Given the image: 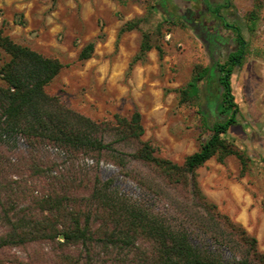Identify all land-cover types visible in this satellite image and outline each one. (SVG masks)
Wrapping results in <instances>:
<instances>
[{
    "label": "trees",
    "instance_id": "obj_1",
    "mask_svg": "<svg viewBox=\"0 0 264 264\" xmlns=\"http://www.w3.org/2000/svg\"><path fill=\"white\" fill-rule=\"evenodd\" d=\"M136 27L126 23L120 33ZM235 36L237 46L223 64L199 69L178 91L179 103L185 104L199 98L202 84L205 90L217 84L215 106L209 112L217 118L206 117L205 122L209 139L177 165L157 158L152 145L141 140L139 113L130 118L115 115L112 122L92 121L48 95L45 88L62 65L14 44L0 32V50L8 56L0 66V194L9 204L6 208L1 204L5 230L0 252L39 245L48 249L53 264H264L255 237L218 214L196 182V170L215 156L219 163L235 156L244 165L243 156L224 138L236 124L238 106L230 80L242 66L246 48L238 31ZM151 48V39L144 34L132 64L143 60ZM92 50V43L86 45L78 59L88 60ZM157 51L161 57L162 50ZM17 140L28 148L18 168L28 174V185L4 180L15 166L2 151L13 150ZM101 163L131 177L154 197L152 203L126 197L111 180L102 181ZM131 163L146 167L164 188L148 177L128 173ZM172 194H181V201ZM160 204L162 211H156ZM191 237L201 240V246H194ZM222 249L229 259H224Z\"/></svg>",
    "mask_w": 264,
    "mask_h": 264
},
{
    "label": "rangeland",
    "instance_id": "obj_2",
    "mask_svg": "<svg viewBox=\"0 0 264 264\" xmlns=\"http://www.w3.org/2000/svg\"><path fill=\"white\" fill-rule=\"evenodd\" d=\"M186 1L201 6L205 32L230 40L238 31L246 43L242 66L230 80L238 106L236 124L224 136L243 156L244 165L235 156L223 163L215 156L196 170V182L217 213L255 237L258 251L264 254V0H0V32L14 44L62 65L45 88L48 95L92 121L112 122L115 115L130 118L139 113L144 130L141 140L152 145L157 158L182 165L209 139L205 122L206 117L217 118L209 113L215 106L217 84L211 82L207 90L202 84L199 98L185 104L179 103L178 91L196 71L223 64L234 52L228 49L229 41L220 42L224 53L219 50L212 56L204 49L198 35L180 18ZM227 1L230 8H226ZM129 22L137 27L120 33ZM144 34L152 48L143 60L132 64ZM90 43V58L80 61V52ZM7 60L0 50V66ZM27 150L17 140L13 150L2 151L15 166L5 173L6 182L28 185V174L18 169ZM127 170L164 188L155 174L138 163H131ZM98 176L111 180L126 197L150 200L149 204L154 199L109 163L99 165ZM2 195L0 217L1 204H5ZM172 197L181 201V194ZM162 208L155 205L156 211ZM4 230L0 220V235ZM190 242L201 246L198 238L191 237ZM205 244L212 248L209 240ZM222 254L230 258L226 249ZM51 257L39 245L8 247L0 252V264H53Z\"/></svg>",
    "mask_w": 264,
    "mask_h": 264
},
{
    "label": "flooded vegetation",
    "instance_id": "obj_3",
    "mask_svg": "<svg viewBox=\"0 0 264 264\" xmlns=\"http://www.w3.org/2000/svg\"><path fill=\"white\" fill-rule=\"evenodd\" d=\"M186 3H188V6L184 8L183 12L180 15V18H182L189 25V27L192 28V31L198 35V38L202 42L203 47L207 52L212 54V56H214L219 50H221L222 53H224L222 46L223 43H220L223 41L224 43H226V41H229L230 47L228 46L227 47L228 49L230 48V50L231 48L233 49L237 46L236 36L233 33L230 35L231 38L230 40L228 39L229 38L228 36L221 37V40H219L216 34L205 32L204 26L202 25L203 18H202L201 6L193 1H189V2L186 1ZM192 6L195 8H192ZM226 8H230L229 1H227L226 3ZM229 13L231 12L229 11ZM229 13L228 16L230 17Z\"/></svg>",
    "mask_w": 264,
    "mask_h": 264
}]
</instances>
